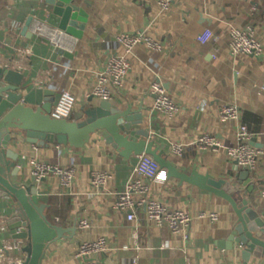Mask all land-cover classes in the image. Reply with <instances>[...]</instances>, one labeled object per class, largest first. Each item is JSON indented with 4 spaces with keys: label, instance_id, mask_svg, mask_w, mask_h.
Returning <instances> with one entry per match:
<instances>
[{
    "label": "crops",
    "instance_id": "crops-1",
    "mask_svg": "<svg viewBox=\"0 0 264 264\" xmlns=\"http://www.w3.org/2000/svg\"><path fill=\"white\" fill-rule=\"evenodd\" d=\"M72 3L86 12V27L80 38L69 34L67 47L60 48L30 30L22 34L30 19L59 28V17L53 15L51 3L0 0V67L21 72L29 89L53 90L51 109L60 91L73 93L76 97L70 117L73 119L93 96L98 74L109 57L123 51L117 42L118 34L136 35L145 30L159 40L161 49L152 50L144 43L134 47L128 54L131 69L123 86L107 83L112 95L110 103L120 109L131 106L138 110L142 106V123L138 127L148 132L149 139L160 146L168 160L214 178H232L241 199L264 218V153L257 167L249 172V180L243 181L237 176L242 169L224 148L204 150L197 144L203 133L222 143H234L236 128L246 124L251 133L249 143L264 150V50L259 57L232 55L228 32L231 25L250 24L264 45V0H173L168 10H161L156 0H72ZM252 6L255 10L250 14ZM206 29L212 30L214 38L195 54L193 45ZM156 80L176 94L180 109L172 117L153 110L155 95L151 85ZM101 101L93 96L90 105L97 106ZM224 103L236 104L240 112L237 120H220L218 110ZM174 144L184 146L182 155L172 152ZM16 152L26 158L24 173L18 181L31 183L32 158L74 168L76 175L68 188L61 187L54 175L36 181L38 202L47 205L44 214L49 221L65 229L83 217L92 223L88 230L76 229L73 237L50 244L42 264H83L76 255L79 244L98 235L106 238V251L100 255L102 264H244L238 252L228 250L229 230L236 221L231 205L219 196L185 182L181 184L174 178L149 181L148 196L194 217L189 239L183 242L166 225L142 221L134 227L126 218L127 212L117 210L114 203L125 184L137 177L133 173L137 157L128 160L121 157L98 135L92 136L83 148L24 143ZM94 170L108 175L102 188L89 182ZM84 190L97 196L79 197L78 193ZM9 203L0 198V247L4 241L15 245L6 256L23 261L25 255L11 238L14 231L6 221L10 216ZM201 213H216L218 220L199 217ZM70 234L66 232L67 236ZM247 264L260 261L251 259Z\"/></svg>",
    "mask_w": 264,
    "mask_h": 264
},
{
    "label": "water",
    "instance_id": "water-1",
    "mask_svg": "<svg viewBox=\"0 0 264 264\" xmlns=\"http://www.w3.org/2000/svg\"><path fill=\"white\" fill-rule=\"evenodd\" d=\"M45 1L53 5L52 13L59 17V29L80 38L87 23L86 12L72 0ZM31 23V19L25 23L23 35L28 33ZM53 96L49 88L29 89L21 72L0 67V198L10 202L6 221L14 231L11 238L25 255L22 264H42L47 247L57 240L73 237L77 228L76 220L67 229L49 221L44 214L47 205L38 202L34 176L31 183L18 181L24 173L26 158L16 152L17 147L30 143L39 147L58 144L83 148L95 135L121 157L128 160L148 155L166 177L197 186L227 201L236 215L228 234V250L238 252L244 264L251 259L264 264V218L241 199L232 178H214L168 160L160 146L149 139L148 132L138 127L142 123V106L138 110L131 106L120 109L105 100L91 106L92 96L73 119L57 120L50 116ZM249 172L242 170L237 176L246 181ZM66 232L71 234L67 236Z\"/></svg>",
    "mask_w": 264,
    "mask_h": 264
},
{
    "label": "built area",
    "instance_id": "built-area-1",
    "mask_svg": "<svg viewBox=\"0 0 264 264\" xmlns=\"http://www.w3.org/2000/svg\"><path fill=\"white\" fill-rule=\"evenodd\" d=\"M161 10H168L173 0H156ZM255 7L250 8V14L254 12ZM212 14L211 11L208 12ZM29 30L32 34L48 40L55 47H67L69 34L54 27L42 20L32 21ZM229 45L232 55L243 54L246 56L259 57L264 45L258 37L252 25L244 27L231 25L229 28ZM214 38L211 29H206L198 35L197 41L193 45L192 51L197 54L201 52L203 45ZM117 42L123 47V51L113 54L109 57L104 69L98 74L97 84L93 90V96L100 100L109 101L112 97L111 90L107 83L116 87H122L127 74L131 69L130 54L136 45L144 43L155 51L161 49V43L151 34L142 30L136 35L128 33H119ZM216 55H214L215 57ZM79 75V72H76ZM151 92L155 99L153 110L161 112L168 117L178 113L180 107L175 101L176 94L170 93L160 81L156 80L151 85ZM76 104V97L68 90L59 92L56 102L51 109L50 116L53 119H70ZM218 115L220 120H237L239 118V109L236 104L224 103L219 107ZM236 140L234 143H222L215 136L209 133H203L198 136L197 144L204 150H218L224 148L229 157L236 162L242 170L253 171L258 164L259 157L264 153L263 149L252 146L249 141L251 133L246 124H240L235 131ZM173 153L182 155L184 146L174 144L171 147ZM31 175L40 182L45 178L54 175L58 179L61 187H70L74 181L76 171L74 168H64L59 165L44 163L38 158L30 159ZM133 173L137 176L129 180L122 191L117 194L114 206L117 210L127 212V220L136 227L142 221L152 222L157 225H166L174 236L181 238L186 242L192 232V222L194 217L188 212L178 209H170L164 203L148 196L149 181L162 182L166 180V175L152 157L148 155L137 156V163L133 168ZM107 173L101 170H94L89 178V182L95 187L102 188L105 184ZM79 197L94 198L95 192L81 191ZM264 197V193H263ZM199 217H209L212 221L218 220L216 213H201ZM77 229L84 231L92 227L89 218L83 217L76 223ZM16 248L7 241H4L0 247V264H22V259L18 257H7L8 250ZM106 251V238L98 235L94 239L83 240L78 247L76 255L83 260V264H102L100 255Z\"/></svg>",
    "mask_w": 264,
    "mask_h": 264
},
{
    "label": "trees",
    "instance_id": "trees-1",
    "mask_svg": "<svg viewBox=\"0 0 264 264\" xmlns=\"http://www.w3.org/2000/svg\"><path fill=\"white\" fill-rule=\"evenodd\" d=\"M262 18V17H261Z\"/></svg>",
    "mask_w": 264,
    "mask_h": 264
}]
</instances>
